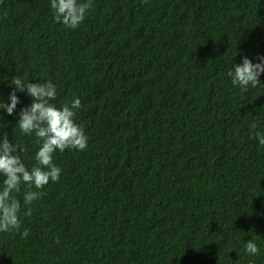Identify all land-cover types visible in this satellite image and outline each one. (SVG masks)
I'll use <instances>...</instances> for the list:
<instances>
[{
    "label": "trees",
    "instance_id": "trees-1",
    "mask_svg": "<svg viewBox=\"0 0 264 264\" xmlns=\"http://www.w3.org/2000/svg\"><path fill=\"white\" fill-rule=\"evenodd\" d=\"M264 56V0H93L84 21H55L50 0H0V100L11 82L52 81L79 97L85 150L25 216L0 232V264H264V73L242 91L227 75ZM0 134L30 169L39 145L17 126V90ZM4 177L0 175V189ZM28 228V237L20 232ZM252 239L259 255H247Z\"/></svg>",
    "mask_w": 264,
    "mask_h": 264
},
{
    "label": "clouds",
    "instance_id": "clouds-1",
    "mask_svg": "<svg viewBox=\"0 0 264 264\" xmlns=\"http://www.w3.org/2000/svg\"><path fill=\"white\" fill-rule=\"evenodd\" d=\"M50 7L56 22L75 29L92 9L93 0H50ZM262 73L264 56L257 63L244 56L242 62L234 64L227 75L234 87L239 86L246 92L249 87L255 88L261 82L259 77ZM11 85L14 87L9 94L10 103L0 100V109H6L7 114L12 115L19 103L17 90L26 91L32 103L20 110L17 126L24 134L34 133L39 147L34 156L35 164L29 169L21 159L23 149L10 142L6 133L0 134V175L4 177L0 189V232L20 231L22 205L14 193L21 192V185L27 188L23 194V205L27 208L24 215L31 216L32 203L43 195L39 190L50 181L58 182L60 179L62 169L54 163V153L66 149L82 151L88 144L84 129L75 120L76 111L82 107L79 97L57 107L52 103L57 97L56 85L50 80L25 82L20 76H15ZM256 129L257 123L253 122L251 138L264 146V133ZM29 233L30 230L24 228L20 235L26 238ZM244 247L247 255H259L258 245L252 239L247 240Z\"/></svg>",
    "mask_w": 264,
    "mask_h": 264
}]
</instances>
